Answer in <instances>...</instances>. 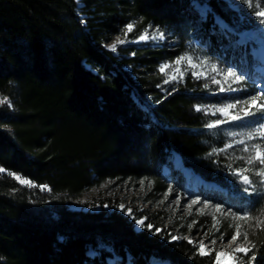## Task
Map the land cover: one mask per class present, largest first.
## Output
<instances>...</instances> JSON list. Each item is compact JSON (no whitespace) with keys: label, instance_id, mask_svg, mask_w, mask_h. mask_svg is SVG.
Wrapping results in <instances>:
<instances>
[{"label":"trees","instance_id":"16d2710c","mask_svg":"<svg viewBox=\"0 0 264 264\" xmlns=\"http://www.w3.org/2000/svg\"><path fill=\"white\" fill-rule=\"evenodd\" d=\"M192 1L0 0V99L6 100L0 104V167L7 170L0 173V264H108L110 252L88 254L89 246L100 243L120 256L117 264H151L153 258L213 264L215 251L200 256L187 239L156 232L158 225L137 230L116 208L69 206L73 196L108 179L146 180L142 193L152 202L171 183L185 184L174 167L176 155L203 181L221 187L201 186L203 195L264 219V185L252 173L253 185L233 174L244 161L237 140L225 124L207 128L217 118L196 111L224 101L225 93L208 92L189 79L162 90L153 77H136L126 65L155 67L167 50L132 48L117 56L101 44L130 18L183 33L197 18ZM196 1L210 8L202 40L228 46L231 33L215 22L235 27L226 2ZM249 48L245 42L240 47L247 61ZM228 143L233 146L209 155ZM45 185L48 190L38 187ZM242 230L248 231V247L256 246L244 258L255 253L253 264H264V228L243 222ZM226 234L230 239L234 230Z\"/></svg>","mask_w":264,"mask_h":264},{"label":"rangeland","instance_id":"374dc122","mask_svg":"<svg viewBox=\"0 0 264 264\" xmlns=\"http://www.w3.org/2000/svg\"><path fill=\"white\" fill-rule=\"evenodd\" d=\"M224 1L226 2L227 8L231 11L230 17L235 25L234 28H230L227 25L228 28L223 29L218 24V21H223L224 23L226 22L220 18H215V22L219 25L220 31L231 33L230 44L226 47H214L207 40H202L203 30L205 27L208 28L203 20L207 17V13L210 11V8L206 3H199L196 0L192 1V7H190V9L192 8L191 13L195 12L197 14V18L196 20L191 21L189 27L183 29V33H177L170 28L158 25H141L140 21L135 18H130L118 27V31L116 33L108 37H103L101 44L104 48L117 56L126 55V50H131L132 48L143 52L157 49L167 50L169 53L163 54L162 58L159 59L155 67H150L148 63H136L126 65V68L136 77H153L157 82V86L162 90H170L176 85L182 84L189 79L193 82H201L203 88H205V84H208V87L205 88L208 92L216 94L225 93V96L222 98L224 101L210 103L202 106V108L222 106L228 103H235L236 101L247 100L251 96L256 95L258 92L264 91V76L261 74L264 68V62L260 60L261 57L264 58V26H261L256 22V18L250 14L249 9L241 2V0ZM253 2L255 3L256 0H253ZM259 3L260 7L264 8V0H259ZM78 14L83 19L87 16V14L82 10L81 3L78 5ZM85 22L86 21L84 20V23ZM129 23H132L134 28L127 34V36H125L124 30L126 25ZM157 29L165 33V38L163 40H138V37L145 30H147L149 36H151V34ZM117 40H126L127 42L118 45L117 50L114 52L108 46L116 43ZM244 42L250 47L248 50L249 61L245 59L242 63L241 60H239L241 54H243L240 47ZM185 54L192 55L194 63H198L205 58L209 60L208 65L203 68H197L195 69L196 71H210L211 64L215 63L221 68H232L239 74L245 75L246 78L237 84H233V88L238 89L237 91L220 92V86L212 83L209 77L201 76L200 78H196L192 75L193 70L189 68L186 70L183 79H178L167 84L164 83V80L167 79L168 74L171 73L172 69H166L165 73H161L159 71L160 66L164 63H171L175 61L177 57ZM127 56H134V51L130 52ZM181 70H185V65H181ZM211 75L215 76L216 79L223 80V77L218 73H212ZM242 106L243 105H238L237 109H233L231 111L235 113ZM208 113L212 114V112ZM213 116L217 119L225 118L222 113H216ZM257 116H259V113H257ZM254 119V117H245L239 121H229L228 123H225L224 131L228 134L231 132L238 133V135L234 136L235 139L237 141L244 139L247 145L260 143L261 141L259 139H246V134L257 126L256 123H253ZM244 146L245 145L237 143L239 154L246 158L248 153L242 151ZM174 167L179 169V171L183 174L182 177L185 180V184L182 185L178 182L171 183L164 192L158 193L152 202L146 201L145 196L142 193L143 189H147V187H149V182L146 180L130 181L123 179H108L100 184L86 187L81 194L73 196L70 199L69 206L73 209L79 210H110L116 208L126 214H128L127 209H131L132 214L131 216L129 214L128 215L131 219H133L137 230H141L143 228L136 225L135 220L146 217L145 225L147 222L148 224H152L154 227L158 225V229L162 230L161 232L163 235H171V237L188 236L191 239H196L198 241L203 239L209 248L214 247L216 251L223 250L231 252V249L235 248L240 243H244L245 247H248L247 242L244 241L242 235L237 241L232 242L231 245H229L230 239H227L226 232L234 230L230 227V224H232L230 218H226L220 213H215V220L219 221V223L216 224V228H218L219 231H216L212 227L215 223L212 215V213L215 212L213 207L214 205H221L225 213L229 211L237 215H244V213L237 212L233 208L229 207L225 202L210 199L209 197L203 195L201 191L202 181L192 174L191 171L185 168L179 155H176L175 157ZM242 167L250 166H248L246 160H244L240 163V168ZM255 167L259 168V165H256ZM164 170L169 172L167 167H165ZM246 174L250 175V173ZM254 177L257 181H260V178L255 174ZM142 181L143 185L141 184ZM170 188L172 189V192L171 194H168V190ZM166 194H168L167 199H165ZM177 199H179V204L175 203ZM193 199H199L200 203L192 205V214L189 215L187 205ZM205 202H208L207 208H205ZM120 204L125 205L124 210H121L118 207ZM105 205L107 207H105ZM201 210L205 212L204 215L200 214ZM148 212L155 214L158 217L155 215V217H153L152 215V222L149 223V219L147 218ZM240 223L242 232L243 222L241 221ZM189 225H191V227H189ZM221 235L224 237L223 240L220 239ZM212 239L216 240L215 246L210 243ZM103 250L111 253L106 257L108 264H117L121 259L110 245L104 243H100L97 246H89L88 254L90 256H99ZM233 255L242 256L244 262L247 261L248 264L249 257L244 258L242 253ZM156 262H159V264H173L168 260H161L159 258H153L151 264H156Z\"/></svg>","mask_w":264,"mask_h":264},{"label":"snow or ice","instance_id":"6c2138e0","mask_svg":"<svg viewBox=\"0 0 264 264\" xmlns=\"http://www.w3.org/2000/svg\"><path fill=\"white\" fill-rule=\"evenodd\" d=\"M241 2L249 9L250 14L253 15L254 18H256V22L264 26V8L260 7L259 0H256L254 3L253 0H241ZM218 24L221 28L227 29L228 26L223 21H218ZM151 27V26H149ZM134 28V25L132 23H129L125 27V36L129 32H131ZM165 38V33L159 29L154 31L151 36H149V33L147 30H145L139 37V41H144L147 39L151 40H163ZM126 40H117L116 43H113L109 45L108 47L112 51H116L118 45L126 43ZM245 60L244 54H241V62L243 63ZM185 65V70H181V65ZM209 64V60L207 58L199 61L198 63H194V58L192 55H181L175 59V61L171 63H164L160 66L159 71L161 73H165L166 69H172L171 73L168 74L167 79L164 80V83H170L172 81H176L178 79H183L185 72L187 69H192V75L196 78H200L201 76L209 77L212 81V83L219 85V91L225 92V91H237L238 89L233 88V84H237L243 80H245L246 76L239 74L238 72L234 71L232 68H221L219 65L212 63L210 66V71H196L197 68H203L204 66ZM212 73H218L223 77V80L216 79L215 76L211 75ZM205 88L208 87V84L204 85ZM264 91L258 92L256 95L251 96L249 99L244 101H236L235 103H228L224 104L222 106H212L209 108H202L201 106L196 107V111H205V112H212L213 115L216 113H222L225 117L224 119H216L214 121H211L210 123L206 124V127L209 129L216 128L221 124L228 123L229 121H239L244 119L245 117H254L253 123H256L257 126H255L251 131H249L246 134L247 140H257L259 139L260 143H255L251 145H247L245 143L244 139H241L239 141H236V143L245 145L242 149L243 152L248 153L247 157H238V159L246 160V163L250 167H242L237 168L233 170V174L238 177V179L244 184V185H253V180L250 178L249 174L246 173H254L256 176L260 178V183L264 184ZM6 103V100L0 99V104ZM238 105H243L239 108L238 111L233 113L231 110L237 109ZM214 109V111H213ZM257 113H259V116H257ZM231 136H236L238 133L231 132L229 133ZM233 145L232 143H228L225 145L222 149H213L212 153H209V155H212L216 152H223L227 148H231ZM259 165V168H256L255 166ZM7 171L3 167H0V173H4ZM9 176H13L16 180H18L21 184H26L28 186L37 187V185H34L30 180L23 179L19 175L8 172ZM143 185V181L141 182ZM41 187L43 190H48L47 186H38ZM248 189H246L247 191ZM251 190L255 191V188H252ZM172 189L170 188L168 190V194H171ZM168 194L165 195V199L168 198ZM175 203L179 204V199L175 201ZM200 203L199 199H193L191 202L187 205L188 208V214L191 215V208L192 205ZM105 207H107L105 205ZM121 210L125 209V205L120 204L118 206ZM208 207V202H205V208ZM215 212L212 213L213 219L215 220V213H220L222 216H225L226 218H230L232 221V224H230V227L234 229V234L231 236L229 245H231L232 242H235L238 240V238L242 235L245 242L251 243L248 241V231L241 232V221L244 222V224L248 228L252 227H261L264 228V219H262L260 216H250L247 212H245L244 215H237L232 212H227L223 210L221 205H214ZM127 213L131 216L132 212L131 209H127ZM201 215H204L205 212L203 210L200 211ZM264 216V213L261 214ZM145 218L136 219L135 223L140 228H147L149 231L153 229L152 224L145 225ZM252 221L253 223H250ZM195 223V222H193ZM219 221L215 220V223L213 224V229L216 231H219L218 228H216V224H218ZM191 227V225H189ZM161 229H156V232H161ZM172 240L177 239H187L188 243L193 244L195 251L200 256H212V252L215 251V256L212 257L213 264H244V260L242 256L233 255V254H243V256H248V253L252 251L253 248H255V245H252L251 247H245L244 243L238 244L235 248L231 249V252L228 251H216L215 248H209L207 244H205L203 239H200L199 241H194L192 239H189L188 237H177L172 236ZM223 235L220 236V239L223 240ZM211 245H216V240L212 239L210 241ZM256 260L255 253L252 254L248 258V264H253V262ZM156 264H159V262H156Z\"/></svg>","mask_w":264,"mask_h":264},{"label":"bare ground","instance_id":"6f19581e","mask_svg":"<svg viewBox=\"0 0 264 264\" xmlns=\"http://www.w3.org/2000/svg\"><path fill=\"white\" fill-rule=\"evenodd\" d=\"M231 25V24H230ZM229 31V30H228ZM260 60H262L263 62H264V58L263 57H261L260 58ZM261 74L264 76V68H263V70H262V72H261ZM225 96V95H224ZM218 100V99H217ZM206 121V120H205ZM242 148V147H241ZM240 148V149H241ZM193 174V173H192ZM186 186V185H185ZM215 188H216V186H215Z\"/></svg>","mask_w":264,"mask_h":264}]
</instances>
